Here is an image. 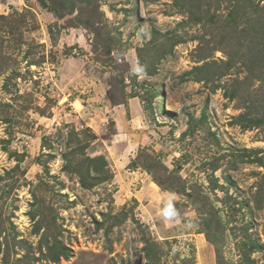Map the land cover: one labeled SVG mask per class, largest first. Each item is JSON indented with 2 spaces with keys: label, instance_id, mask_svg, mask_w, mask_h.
Returning <instances> with one entry per match:
<instances>
[{
  "label": "rangeland",
  "instance_id": "rangeland-1",
  "mask_svg": "<svg viewBox=\"0 0 264 264\" xmlns=\"http://www.w3.org/2000/svg\"><path fill=\"white\" fill-rule=\"evenodd\" d=\"M0 264H264V0H0Z\"/></svg>",
  "mask_w": 264,
  "mask_h": 264
},
{
  "label": "clouds",
  "instance_id": "clouds-1",
  "mask_svg": "<svg viewBox=\"0 0 264 264\" xmlns=\"http://www.w3.org/2000/svg\"><path fill=\"white\" fill-rule=\"evenodd\" d=\"M147 73V65L141 64L139 61L137 62L136 70H135V75H138L140 77L145 76ZM174 196L172 194H169L167 197V202L164 206V209L162 211V216L166 220H174V219H179V212L177 209L174 207L173 204ZM193 225H189V227H192Z\"/></svg>",
  "mask_w": 264,
  "mask_h": 264
},
{
  "label": "trees",
  "instance_id": "trees-1",
  "mask_svg": "<svg viewBox=\"0 0 264 264\" xmlns=\"http://www.w3.org/2000/svg\"><path fill=\"white\" fill-rule=\"evenodd\" d=\"M67 256V250L60 249L59 252H53V254L50 256L52 260H58L60 257Z\"/></svg>",
  "mask_w": 264,
  "mask_h": 264
}]
</instances>
